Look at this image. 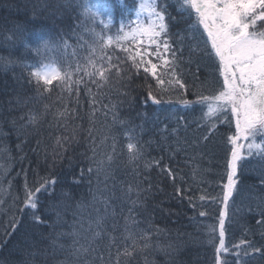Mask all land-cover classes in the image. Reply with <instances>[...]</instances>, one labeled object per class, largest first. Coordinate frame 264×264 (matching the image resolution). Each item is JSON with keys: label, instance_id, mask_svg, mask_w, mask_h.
I'll return each instance as SVG.
<instances>
[{"label": "trees", "instance_id": "1", "mask_svg": "<svg viewBox=\"0 0 264 264\" xmlns=\"http://www.w3.org/2000/svg\"><path fill=\"white\" fill-rule=\"evenodd\" d=\"M125 2L132 4V0ZM80 3L81 0H0V189L5 187L9 193V200L5 199L0 208L3 210L1 220L9 216L2 220L0 264H74L71 238L58 234L72 230L74 215L94 219V208L104 215V206L100 203L103 199H108L110 204L105 228L117 238V246L125 243L124 229L130 215L137 221L127 225L133 232L151 233V246L138 248L131 257H121V264H213L214 249L209 243V233L222 210L221 188L226 183L231 147L227 137L234 131V122H221L209 133L202 121L203 105L197 103V94L207 95L215 90L219 76L215 65L200 55L201 50L194 42L184 38L182 28H172V40L177 48H183L179 75L186 84V91L173 85L171 91L162 94V102L154 104L148 98L146 87L147 84L156 87L151 77L145 80L141 73L123 84L113 77L100 90L103 92L100 99L108 106L107 118L101 112L93 116L83 84L78 105L75 96L70 98L67 88L61 91L59 80L50 86L51 91L41 94L28 82L29 66L55 63L63 70L77 62L83 65L90 55L92 35L86 31L89 25L81 15ZM169 11L175 15L171 8ZM119 20L117 6L111 33L116 31ZM14 24L23 26L33 46L31 33H47L45 38L62 36L71 47L38 57L22 43L13 45L5 40ZM96 31H100V26ZM176 32L181 35L177 36ZM104 51L114 57L127 55L114 47ZM190 60L199 61L198 74L196 64ZM87 79L85 77L86 82ZM88 86L93 94L97 92L94 85L89 83ZM72 87L75 89L76 85ZM185 100L189 102L187 105L182 103ZM66 107L69 112L75 108L79 118L59 117L57 113ZM29 113L43 115L36 125L29 126L26 118ZM129 127L135 129L143 144L142 157L132 163L128 162L126 147ZM173 129L178 132L173 133ZM112 137L116 138L118 147L110 174L107 177L101 174L98 178L92 175L91 182L88 175L81 178L80 170L89 165L92 157L93 139L98 158H103L105 152L111 151L107 145L111 144ZM63 138H68L64 144L66 151L54 158V153L61 151L57 141ZM167 169L175 174L174 181L165 174ZM25 175L29 184L38 176H52L57 181L56 194L69 193L68 198L55 201L61 204L63 200L59 209L63 221L55 229L35 224L32 216L25 214L27 210L17 212L22 208ZM77 180L80 182L75 183ZM237 188L233 196L235 216L231 224L226 221L225 225L226 243L242 238L245 228L251 229V239L260 242L256 218L257 205L264 201V166L258 159L249 157L243 161ZM137 191L140 203L133 207L131 201L136 200ZM201 196L208 198L201 200ZM78 204L84 208H78ZM229 204L231 206L232 201ZM249 207L253 211L249 212ZM200 211L207 215H198ZM51 215L54 219L55 214ZM14 217L15 230L8 231ZM53 240L57 242L56 247L52 245ZM98 243L102 250L108 247L106 237ZM61 244L63 248L58 246ZM34 252L38 254L30 255ZM227 258L231 264V256Z\"/></svg>", "mask_w": 264, "mask_h": 264}, {"label": "snow or ice", "instance_id": "2", "mask_svg": "<svg viewBox=\"0 0 264 264\" xmlns=\"http://www.w3.org/2000/svg\"><path fill=\"white\" fill-rule=\"evenodd\" d=\"M79 6L81 15L89 25L86 31L92 35L90 55L86 57V62L83 65L77 62L63 70L55 63L41 62L39 67L29 66L28 82L34 84L35 90L43 94L51 91L50 86L59 80L61 91L67 88L70 98L75 96L77 105L80 85L83 84V91L88 93L87 100L93 116L96 112H101L107 118L108 106L100 99L103 96L100 90L105 88L113 77L123 84L130 81L133 76L143 73L145 80L151 77L155 81L156 87L152 84L146 85L148 98L154 104H160L162 94L171 91L173 85L186 91V84L179 75L183 48H177L171 32L172 28H182L184 38L190 43H195L196 48L201 50L200 55L210 59L219 74L215 90L207 95L203 92L197 94V103L203 105L202 121L207 131L212 133L218 123L234 122V131L227 137L231 147L226 183L221 188L222 210L216 225L209 233V243L214 249L213 264H229L228 256L232 258L231 264L258 262L264 264V201L257 205L256 225L260 230V242L251 239V229L245 228L242 238L226 243L225 226L226 221L231 224L235 216L233 196L238 192L237 185L243 161L254 157L264 166V0H175V3L171 0H132L131 6L125 0H115V3L113 0H99L96 3L81 0ZM117 6L120 9V20L116 31L111 33ZM170 8L175 15L169 11ZM97 26H100V31H96ZM175 34L181 35L180 32ZM27 35L29 34H26L23 26L14 24L5 40L13 45L17 42L22 43L38 57L49 51L66 50L71 47L68 40L62 36L45 38L48 36L47 33H31L35 42L33 46L28 42ZM108 47L118 48L127 55L114 57L105 53L104 50ZM189 62L196 64L198 74L199 61ZM74 75L77 76L75 80ZM85 77L88 78L87 82ZM89 83L96 87L95 94L88 86ZM72 85H76V88L73 89ZM122 94L127 95V92ZM182 103L187 105L189 102L185 100ZM42 115L29 113L26 117L28 125H36ZM57 115L65 119L79 118L75 108L69 112L66 107ZM137 127L142 128L141 125ZM164 131L167 132L166 127ZM88 132L91 138L93 136L91 127ZM176 132L178 129H173V133ZM207 138L206 135L204 139ZM67 139L57 141L61 151L54 153V158H59L63 151H66L64 144ZM111 140V144L107 145L111 151L105 152L103 158H98L93 139L92 157L89 165L80 170L81 178L88 175L91 182L92 175L98 178L101 174L105 177L110 174V169L116 162L118 147L116 138L112 137ZM126 147L129 163L142 157L143 144L135 129L131 127L127 129ZM4 171L7 172V169ZM165 174L173 181L176 179L171 169H167ZM56 186L57 181L52 176H38L29 184L25 175L21 211L27 210L25 214H30L35 224L48 225L55 229L63 221L59 211L63 200L61 204L55 201L61 197L68 198L69 193L56 194ZM178 192L182 193V190L178 189ZM136 196V200L131 201L133 207L140 203L139 191ZM207 198L200 197L201 200ZM189 201L191 203V197ZM229 201H232L231 206ZM0 203H3L2 199ZM100 203L104 206V215L96 208L93 209L96 212L94 219L74 215L72 230L58 234L71 238L70 249L71 255L75 258L74 264H121V257H131L138 248L143 250L151 246V233L133 232L127 226L137 223L131 215L126 220L124 229L125 243L122 247L117 246V238L105 228L109 201L103 199ZM192 206L196 207L195 204ZM78 208L83 209L84 205L78 204ZM247 210L253 211L251 207ZM52 213L55 214L54 219ZM198 215L205 216L207 213L200 211ZM49 220H52L51 224ZM16 224L17 220L14 217L10 221L8 231H14ZM105 237L108 240V247L102 250L98 242ZM127 241L131 243L128 244ZM52 245L56 247L57 242L53 240ZM58 246L64 247L62 244ZM37 254L30 253L32 256Z\"/></svg>", "mask_w": 264, "mask_h": 264}, {"label": "rangeland", "instance_id": "3", "mask_svg": "<svg viewBox=\"0 0 264 264\" xmlns=\"http://www.w3.org/2000/svg\"><path fill=\"white\" fill-rule=\"evenodd\" d=\"M146 18V17H145ZM7 190L5 189V187L3 188V189H0V192L2 193V195L0 196V197H2V200H3V203H0V208H1V206L4 204V201H5V198L3 197V196H5L6 194H7V192H6ZM2 210L0 209V212H1ZM1 220V219H0ZM2 223H4V222H2V220L0 221V233L3 231V227H4V225L2 224Z\"/></svg>", "mask_w": 264, "mask_h": 264}, {"label": "bare ground", "instance_id": "4", "mask_svg": "<svg viewBox=\"0 0 264 264\" xmlns=\"http://www.w3.org/2000/svg\"><path fill=\"white\" fill-rule=\"evenodd\" d=\"M6 200H9V193L8 194H6L5 196H3ZM0 199H2V197H0ZM2 210V209H1ZM3 211V210H2ZM2 211L0 212V214L2 213ZM21 211V208L20 209H18V211L17 212H20ZM23 212H25V210L23 211ZM9 216H5V217H2V220L3 221H5V218H8ZM1 221V220H0ZM228 259V258H227ZM229 261H230V259H228Z\"/></svg>", "mask_w": 264, "mask_h": 264}]
</instances>
